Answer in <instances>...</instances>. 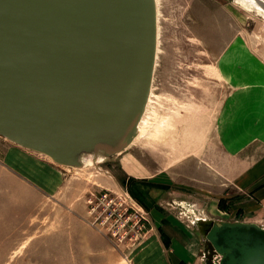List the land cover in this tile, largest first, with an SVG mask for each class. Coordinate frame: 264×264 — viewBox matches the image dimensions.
I'll return each mask as SVG.
<instances>
[{
	"label": "rangeland",
	"instance_id": "374dc122",
	"mask_svg": "<svg viewBox=\"0 0 264 264\" xmlns=\"http://www.w3.org/2000/svg\"><path fill=\"white\" fill-rule=\"evenodd\" d=\"M157 10L152 95L126 150L71 166L0 134V264H205L195 217L264 226L229 149L264 129V14L238 0Z\"/></svg>",
	"mask_w": 264,
	"mask_h": 264
},
{
	"label": "water",
	"instance_id": "95a60500",
	"mask_svg": "<svg viewBox=\"0 0 264 264\" xmlns=\"http://www.w3.org/2000/svg\"><path fill=\"white\" fill-rule=\"evenodd\" d=\"M158 35L157 0H0V134L64 165L123 152L150 99ZM192 224L205 264H264L260 223Z\"/></svg>",
	"mask_w": 264,
	"mask_h": 264
},
{
	"label": "crops",
	"instance_id": "0c3cea01",
	"mask_svg": "<svg viewBox=\"0 0 264 264\" xmlns=\"http://www.w3.org/2000/svg\"><path fill=\"white\" fill-rule=\"evenodd\" d=\"M259 131V133L248 131L246 136L245 133L244 136L238 134L237 140L231 141L233 143L229 149L233 153L230 164L231 183L237 190L252 192L254 196L262 200L264 199V129ZM4 190V184L0 182V191ZM0 198L4 199L2 193Z\"/></svg>",
	"mask_w": 264,
	"mask_h": 264
},
{
	"label": "bare ground",
	"instance_id": "6f19581e",
	"mask_svg": "<svg viewBox=\"0 0 264 264\" xmlns=\"http://www.w3.org/2000/svg\"><path fill=\"white\" fill-rule=\"evenodd\" d=\"M239 3L241 5H243L244 7H246L248 10H255L259 13H263L264 14V9L263 7L256 1V0H238ZM152 95V93H151ZM151 97V96H150ZM147 109V108H146ZM144 119V117L142 118V120ZM142 123V121H141ZM141 123L139 125V130H140V127H141ZM2 135V134H1ZM3 136V135H2ZM5 137V136H4ZM20 145V144H19ZM22 146V145H20ZM199 217V216H198Z\"/></svg>",
	"mask_w": 264,
	"mask_h": 264
}]
</instances>
